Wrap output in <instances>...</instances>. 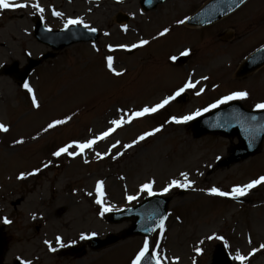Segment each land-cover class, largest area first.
Masks as SVG:
<instances>
[{
  "label": "rangeland",
  "instance_id": "374dc122",
  "mask_svg": "<svg viewBox=\"0 0 264 264\" xmlns=\"http://www.w3.org/2000/svg\"><path fill=\"white\" fill-rule=\"evenodd\" d=\"M139 1L129 0L126 4L124 0L118 8L134 17L127 27L130 33L102 38L98 44L73 45L32 72L28 84L37 94L39 109L23 85L1 72L3 65L16 61L23 68L29 54L40 58L51 52L33 35L31 17L39 11L31 5L39 1L16 0L29 6L0 11V123L9 128L7 133L0 131V225L6 227L9 242L7 264H13L16 258L32 264H132L146 240L154 256L160 255L161 264H210L219 244L227 248L233 264H241L234 259L237 252L252 256L244 264H264V249H260L264 244V184L240 197L243 202L209 194L213 187L230 192L235 186L264 176V145L259 155L230 168H220L217 160L228 157L230 147L239 143L237 138L208 135L199 139L190 121L172 122L173 117L204 113L235 92L248 93L247 98L238 100L249 110L264 103V66L245 78L236 76L241 63L264 46V0H250L212 26L183 24L181 30L178 21L209 0H165L147 14L140 11ZM52 3L39 2L51 29L62 28L70 17L80 19L72 15L86 10L78 0L73 4L64 0ZM51 9L63 14V22L51 20ZM108 17L92 18L102 20L106 27ZM167 27L170 34L158 38L159 31ZM135 28L140 35L132 31ZM141 40H148L150 46L131 47ZM121 42L127 47L120 53L101 48ZM130 50L132 54H128ZM185 50L191 53L190 59L175 65L171 57ZM108 56L113 57L115 71L123 75L116 76L107 68ZM189 80L199 83L185 91V101L173 100L156 113L133 119L106 139L98 140L93 149H86L77 159L53 155L68 143H83L100 136L113 127L111 120L122 116L127 119L144 107H154ZM199 89L203 91L196 95ZM69 116L72 119L67 123L44 131L49 123ZM156 128L161 131L139 140ZM19 140L24 143H17ZM129 144L133 147L127 148ZM181 173H187L192 187H173L163 194L171 199L169 217L163 231L159 229L153 238L131 237L100 252L87 248L82 258L61 254L64 249L86 242L80 239L82 233L105 238L132 225L106 221L110 211L101 215L103 209L97 200L102 199L103 208L113 212L134 207L149 195L141 191L143 184L154 180L153 191L159 194L172 180L183 183ZM21 174L23 179L19 178ZM100 181L104 182L103 197L97 191ZM128 196L138 198L129 201ZM5 217L12 223H3ZM57 236L70 246L60 248ZM210 236L223 240H209ZM46 240L58 250L50 251ZM254 249L260 250L252 254ZM40 253L47 257L36 258Z\"/></svg>",
  "mask_w": 264,
  "mask_h": 264
},
{
  "label": "water",
  "instance_id": "95a60500",
  "mask_svg": "<svg viewBox=\"0 0 264 264\" xmlns=\"http://www.w3.org/2000/svg\"><path fill=\"white\" fill-rule=\"evenodd\" d=\"M240 0H216L197 17L192 20V23L206 26L213 24L223 17L237 10L242 6ZM161 0L154 2L151 6H148V10L155 9ZM143 4L146 2L143 1ZM71 31V30H69ZM77 31V30H73ZM41 25L37 28V37L40 41L49 44L55 50H61L65 47L80 40L77 36H70L66 33L61 35L52 34L53 36H59V40L49 39V34H45ZM47 35V36H46ZM51 35V34H50ZM64 36V38H62ZM49 56H46L47 59ZM37 62H31L27 66L26 70L22 73L17 72V65L8 70L6 73L14 74L20 81H25L29 73L33 68L38 65ZM264 65V49H262L253 60L249 61L244 69L239 73V76L247 75L259 67ZM184 98H180L179 101ZM254 118V119H253ZM192 129L196 138H202L207 135H221L227 138L238 137L241 144L239 147L233 149L230 154V158L222 162L223 166H230L231 164L239 163L257 155L264 141V111L261 112H248L243 109L239 103H231L225 108L218 109L212 113H209L200 119L193 121ZM170 199L153 198L146 201L144 204L138 206L135 209L127 210L122 213L114 214L110 217L109 221L119 224L124 220L136 219L130 229L125 231L121 236H109L107 240L101 241L97 238H93L90 241V246L93 250H101L112 246L122 240H125L134 236H142L145 238H152L154 233L159 229V221L162 218H167ZM166 219H164L165 222ZM6 250L5 236L0 229V264ZM80 256V251L77 252ZM142 264H156L149 252L147 258L142 261ZM212 264H231L225 251L222 248H218L214 254Z\"/></svg>",
  "mask_w": 264,
  "mask_h": 264
},
{
  "label": "snow or ice",
  "instance_id": "6c2138e0",
  "mask_svg": "<svg viewBox=\"0 0 264 264\" xmlns=\"http://www.w3.org/2000/svg\"><path fill=\"white\" fill-rule=\"evenodd\" d=\"M244 0H240V3H243ZM29 5L27 3H17L16 0H0V11L3 10H16V9H20V8H27ZM32 8L37 9L40 13H43L44 9L40 6L39 2L33 3L31 5ZM53 15L55 16H62L63 14L60 12H53ZM185 21L181 20L179 21V23H184ZM82 24L85 28H89V25L84 24L82 19H69L67 21V23L65 24V29H67L70 25H79ZM51 29H49L50 31ZM91 32H96L97 29L96 28H90L89 29ZM126 30V29H125ZM169 31V29H164L163 32L160 33L161 36H164L167 34V32ZM149 43L148 40H141L140 44H133L131 47L132 48H136V47H141L144 45H147ZM122 47H127V46H122ZM190 53L188 50H185L181 53L182 56H188ZM30 55V54H29ZM172 60H176L177 57L173 56L171 57ZM107 68L111 71H113L115 73L116 76H121L123 75V73L115 71L114 67H113V57L112 56H108L107 57ZM203 79H208L207 77H203ZM199 83V81H196L195 83H193L191 80H189L183 87L179 88L174 95L169 96L168 98L164 99L161 103L155 105L154 107H144L143 109H141L140 111L131 113L127 119H125L123 116L120 119H114L111 120L110 123L111 125H113V127L109 128L107 131L103 132L100 136L98 137H94L93 139L87 140L86 142H76L73 141L71 143L66 144L65 146L59 148V150L55 151L53 153V155H55L56 157H60L63 154H66L69 157H73L75 158L76 156H81L83 155L84 151L86 149H93L94 145L98 142V140H103L106 139L107 137H109L112 133H114L117 128L122 127L124 124H129L132 122L133 119L135 118H140V117H144L145 115H149V114H153L156 113L157 111H159L160 109L164 108L167 104H169L171 101L175 100L177 97L181 96L182 93H184L185 91H187L188 89H194L196 88V85ZM23 87L25 89H27V91L29 93H31V100H32V104L34 105L35 108L39 109L41 107L40 103L37 100V97L33 91V89L30 87V85L26 82L24 83ZM203 91V89H199L196 92V95H200L201 92ZM248 93L247 92H235L229 96H226L224 98H222L221 100H219L217 103L211 105L212 108L218 107L219 104H224L227 103L230 100H237V99H245L247 98ZM258 109H262L264 110V103L262 104H258L256 106ZM204 111H208V109H205ZM202 113L200 111H197L194 114L191 115H186L183 116L181 118H176L173 117L172 118V122L176 123V124H181V123H187L191 120L196 119L197 116L201 115ZM72 117L69 116L67 117V119H57L54 120L53 122L49 123L48 126L44 129L45 132H47L49 129H53L59 125H63L65 123H67L69 120H71ZM254 119V118H253ZM0 131L7 133L9 131V128L4 125L3 123H0ZM161 128H156L154 130V132H149L146 133L145 135H142L139 137V140L142 141L145 139L146 136H151L154 135L156 132H160ZM138 142V141H137ZM17 143L19 144H23L24 141L23 140H19L17 141ZM113 147L115 148L116 145H113ZM127 148H131L133 147V144H129L126 146ZM78 150V151H77ZM97 157L100 156V153L97 152L96 153ZM121 155H123V153H121ZM88 161L85 160V163H87ZM45 167H47V165H45ZM181 175L184 177V182L181 183L177 180H172L170 182V184L165 187L163 189V191L161 193H159L160 195L166 194L168 193L173 187L175 188H191L192 187V183L188 180V175L187 173H181ZM20 179L24 178V175L21 174V176L19 177ZM155 184V181H150L149 183H145L141 186V191L142 192H147L149 195H157V193H155L153 191V185ZM264 184V176L259 177L258 179L252 180L250 183L245 184L243 186H235L231 189L230 192H225L220 190L219 188L213 187L209 190V194L213 195V196H220V197H230L232 199H237L239 197L245 196L249 193L250 190L256 188L259 185ZM103 187H104V182L100 181L97 185V191L100 193L101 197H103L104 192H103ZM138 197L137 196H128L127 199L129 201L132 200H136ZM97 204H100L102 207V211H101V215L104 214L105 211H111L110 208H103V200H97L96 201ZM36 217L34 216L33 219H35ZM164 219L162 218L159 221V227L160 229L163 231L164 229ZM3 223L5 224H10L12 223L11 220H9L7 217H5L3 219ZM95 233H92L91 235L88 234H84L82 233L80 235V239L81 240H89L92 239L93 236H95ZM209 240L211 239H219V240H223V237L220 236H216V237H208ZM45 244L48 245L49 250L52 252H56L58 249L56 247H54L49 241H44ZM56 243L59 244L60 248H66L69 247L70 245L65 243L63 238L60 236L56 237ZM73 244L75 243V241L72 242ZM203 243V242H201ZM249 243H251V240H249ZM260 249H264V244L260 245ZM260 249H254L252 254H255L256 251H259ZM196 251L200 254H203L202 249L197 248ZM149 254V243L146 240L144 243L143 248L141 249V251L137 254L135 260H133L132 264H142V261L145 260L147 258ZM154 259L156 261V264H161V257L160 255L157 253L154 256ZM234 259L240 260L241 264H244V262L248 259V257L241 255L239 252L236 253ZM22 264H32V262L30 260H25L22 262Z\"/></svg>",
  "mask_w": 264,
  "mask_h": 264
},
{
  "label": "flooded vegetation",
  "instance_id": "af4514ba",
  "mask_svg": "<svg viewBox=\"0 0 264 264\" xmlns=\"http://www.w3.org/2000/svg\"><path fill=\"white\" fill-rule=\"evenodd\" d=\"M119 5L118 4H115V8H117ZM106 12V9H105V6H101V7H98V8H92L89 12L90 16L92 15H100V17H103L104 19L106 17H108L106 14H104ZM103 21L100 20L99 21V24H102ZM107 25V24H106Z\"/></svg>",
  "mask_w": 264,
  "mask_h": 264
},
{
  "label": "bare ground",
  "instance_id": "6f19581e",
  "mask_svg": "<svg viewBox=\"0 0 264 264\" xmlns=\"http://www.w3.org/2000/svg\"><path fill=\"white\" fill-rule=\"evenodd\" d=\"M40 232H42L41 228L38 229L37 233L40 235Z\"/></svg>",
  "mask_w": 264,
  "mask_h": 264
}]
</instances>
